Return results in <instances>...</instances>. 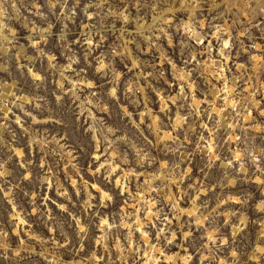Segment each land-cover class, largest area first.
Here are the masks:
<instances>
[{
  "label": "rangeland",
  "instance_id": "obj_1",
  "mask_svg": "<svg viewBox=\"0 0 264 264\" xmlns=\"http://www.w3.org/2000/svg\"><path fill=\"white\" fill-rule=\"evenodd\" d=\"M0 264H264V0H0Z\"/></svg>",
  "mask_w": 264,
  "mask_h": 264
},
{
  "label": "bare ground",
  "instance_id": "obj_2",
  "mask_svg": "<svg viewBox=\"0 0 264 264\" xmlns=\"http://www.w3.org/2000/svg\"><path fill=\"white\" fill-rule=\"evenodd\" d=\"M195 38L198 39L196 36H195ZM198 41H200V40H198Z\"/></svg>",
  "mask_w": 264,
  "mask_h": 264
}]
</instances>
